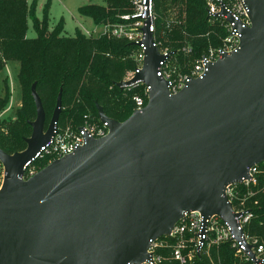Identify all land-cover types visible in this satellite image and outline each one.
Returning a JSON list of instances; mask_svg holds the SVG:
<instances>
[{
	"label": "water",
	"instance_id": "95a60500",
	"mask_svg": "<svg viewBox=\"0 0 264 264\" xmlns=\"http://www.w3.org/2000/svg\"><path fill=\"white\" fill-rule=\"evenodd\" d=\"M244 2L252 26L238 50L173 96L157 76L163 56L146 27L143 69L117 85L151 86L148 105L120 122L96 104L109 134L24 181L25 164L54 136L63 111L60 90L46 127L33 83L37 115L27 148L9 154L0 147L7 173L0 264H141L152 243L193 210L206 220L220 216L242 235L225 187L264 161V0Z\"/></svg>",
	"mask_w": 264,
	"mask_h": 264
},
{
	"label": "trees",
	"instance_id": "16d2710c",
	"mask_svg": "<svg viewBox=\"0 0 264 264\" xmlns=\"http://www.w3.org/2000/svg\"><path fill=\"white\" fill-rule=\"evenodd\" d=\"M134 1L105 0L104 5L90 3L80 7L79 11L92 17L98 25L115 23L133 11ZM155 5L158 25L161 26L170 10L184 21L181 29L186 34L177 30L169 39L174 47H177V40L185 37L192 42L207 41L204 34L211 26L203 0H155ZM29 21L36 33L34 37L28 36ZM49 23L48 6L39 18L36 5H29L28 0H0V72L7 62H18V80L23 90V105L17 111V120L0 125V147L9 154L27 148L26 139L32 134L30 123L37 115L31 92L35 82L46 112V127L60 90L63 91V111L58 124L64 126L62 122L67 119L71 120L67 124H81L85 114H91L97 120L96 104L104 108L108 117L125 121L134 111L132 97L141 89L140 86L128 89L117 85L135 67L131 57L135 50L133 45L125 40L87 36L79 29L74 36H67L63 19L52 30ZM209 38L213 40L212 35ZM8 101L7 89L0 97V112ZM256 200L257 204L249 203L253 206L254 216L246 230L264 243V192L259 193ZM160 252L165 256L163 264H176L168 247L161 248ZM212 255L221 264H246L235 255L230 242L213 248ZM203 260L197 258L193 264H203Z\"/></svg>",
	"mask_w": 264,
	"mask_h": 264
},
{
	"label": "built area",
	"instance_id": "2783aa9c",
	"mask_svg": "<svg viewBox=\"0 0 264 264\" xmlns=\"http://www.w3.org/2000/svg\"><path fill=\"white\" fill-rule=\"evenodd\" d=\"M203 3L207 21L211 26L204 34L208 38L205 43L192 42V39L185 37L181 41L177 40V47H174L169 39L177 30L186 34V31L181 29L184 21L170 10L163 18L161 26L158 25L155 0H135L133 11L124 15L120 22L99 25V30L88 32L87 36L125 40L135 47L131 54L135 67L127 72L123 80L126 82L135 78L144 67L146 58L144 29L148 27L153 35V46L163 56L157 68V76L168 84L169 94L173 96L185 89L192 80L203 78L210 64L216 63L224 55L237 51L243 31L252 26L250 10L244 0H203ZM211 35L213 40L209 38ZM5 67L13 86L8 64ZM135 86H140L141 89L132 97L134 111H142L148 105L151 86L138 81L127 88ZM13 102L14 96L11 97L8 107L0 113V125L8 118L5 114L12 110ZM1 130L5 131L4 128ZM109 132V123L102 122L99 117L96 120L91 114H85L83 122L79 125L58 124L54 136L25 164L21 178L24 181L31 179L53 161L86 145L89 139L103 138ZM6 175V169L0 161V191L4 187ZM262 192L264 161L249 167L247 176L240 182L225 187L224 196L236 214L237 231L242 233L240 237L232 226L218 215L210 216L206 220L198 210L187 211L171 228L169 235L152 243L148 249L150 258L141 264H163L165 256L160 250L164 247L170 249V256L176 264H193L197 258L204 259L203 264H221L213 258L212 249L225 242L231 243L235 255L246 264H264V243L246 230L254 216L253 206L249 203L257 204L256 196ZM249 247L254 259L248 252Z\"/></svg>",
	"mask_w": 264,
	"mask_h": 264
},
{
	"label": "rangeland",
	"instance_id": "374dc122",
	"mask_svg": "<svg viewBox=\"0 0 264 264\" xmlns=\"http://www.w3.org/2000/svg\"><path fill=\"white\" fill-rule=\"evenodd\" d=\"M28 3L29 5H36V14L39 18L43 17L44 8L48 6L50 29L52 30L53 27L58 24L61 19H63L64 34L67 36H74L77 29L89 33L99 30V25L95 22V20L92 17L82 15L79 10L80 7L90 3L104 5L105 0H28ZM35 35L36 33L34 31L33 24L31 21H29L28 36L34 37ZM7 64L12 74L13 86L10 83L7 68L4 67L0 72V97H3L8 89L9 101L7 106H5L0 113H2L8 107L12 96H14V102L12 110L5 114V116L8 115V118H5L4 123L16 121L17 111L23 105V90L18 80L19 63L7 62ZM48 120L49 124L50 119ZM70 122L71 120L67 119L64 120L62 124L66 125Z\"/></svg>",
	"mask_w": 264,
	"mask_h": 264
},
{
	"label": "crops",
	"instance_id": "0c3cea01",
	"mask_svg": "<svg viewBox=\"0 0 264 264\" xmlns=\"http://www.w3.org/2000/svg\"><path fill=\"white\" fill-rule=\"evenodd\" d=\"M82 32H84V31H82ZM85 33V35H87L88 34V32H84Z\"/></svg>",
	"mask_w": 264,
	"mask_h": 264
}]
</instances>
